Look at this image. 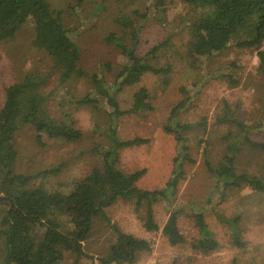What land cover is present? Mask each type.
I'll use <instances>...</instances> for the list:
<instances>
[{"label":"rangeland","instance_id":"rangeland-1","mask_svg":"<svg viewBox=\"0 0 264 264\" xmlns=\"http://www.w3.org/2000/svg\"><path fill=\"white\" fill-rule=\"evenodd\" d=\"M47 1L52 9L63 12L64 24L74 32L81 55L78 67L90 75L103 76L108 84L114 83L126 59L119 49L106 42V38L114 33L130 43V32L117 22L120 16H132L143 26L139 46L142 55L169 40L158 59L152 61L159 67H173L168 85L164 84L162 76L149 73L118 98L122 110L129 111L136 92L146 88L153 107L151 111L124 114L117 131L120 140L141 138L149 141L147 145L124 150L121 154L123 172L146 171L137 184L139 188L162 189L172 176L178 145L174 135L166 133L164 127L179 102L186 98L191 101L190 110L180 116L182 123L207 122L205 132L197 128L188 135V146L196 164L187 167L175 204L182 209L179 227L186 238L185 244L172 246L163 234L171 212L166 203L154 207L160 227L157 232L145 229L133 202L118 201L107 209L111 225L151 243L152 251L140 254L135 264H264V193L248 186L218 191L217 181L205 165L206 160L214 167L223 163L229 145L226 137L238 134L236 126L221 121L227 107L251 128L253 141L264 143V74L259 70L257 51L232 45L213 57H191L188 54L189 30L195 15L184 0H85L81 6L76 0ZM155 2L163 5L157 9ZM137 12L148 14L149 19L139 20L135 16ZM36 38L37 25L29 21L14 38L0 44V110L5 104L7 88L25 76L34 74L45 82L42 89L49 115L77 128L82 137L75 143L44 137L41 144L32 127L22 126L14 138L18 155L15 170L30 175L34 186L68 195L86 181L95 167L102 165L97 150L111 146L107 135L110 108L102 102L97 106L78 104L92 93L90 79L75 78L61 84L60 71L52 58L34 47ZM200 140L207 144L200 145ZM240 149L237 172L264 179V152L246 145ZM198 211L205 214L219 243L213 253L193 249L199 240L194 218ZM2 215L0 208V233L5 230L1 224ZM219 216L231 221L239 218L237 230L221 222ZM69 222L66 217L58 219L62 229H70ZM111 225L101 218L94 219L92 232L84 243L87 257L78 258L67 253L62 264H100L99 258L108 254L116 240ZM234 232L238 233L240 244L234 241ZM0 264H4L2 234Z\"/></svg>","mask_w":264,"mask_h":264},{"label":"trees","instance_id":"trees-1","mask_svg":"<svg viewBox=\"0 0 264 264\" xmlns=\"http://www.w3.org/2000/svg\"><path fill=\"white\" fill-rule=\"evenodd\" d=\"M84 1L76 0V3L81 6ZM184 4L195 15L189 30L188 54L191 57H213L235 45L238 49L257 51L259 70L264 74V0H184ZM162 5L163 3H154L157 9ZM135 16L139 20L149 19L148 14L139 12ZM29 21L37 25L34 47L47 52L52 58L60 71L61 84L75 78L90 79L92 93L77 103L97 106L102 102L110 108L107 135L111 146L98 148L102 165L95 167L86 181L68 195H59L34 186L30 175L19 174L15 170L18 155L14 138L20 127H32L41 144L44 137L75 143L81 139L82 133L49 115L46 109L47 98L42 89L45 82L37 75L29 74L7 88L5 104L0 110V208L3 210L1 224L5 226L0 234L4 237V264H62L67 253L78 258L87 257L84 243L92 232L94 219L101 218L111 225L107 209L118 201L133 202L136 212L140 213L141 222L149 232L160 230L154 207L166 203L171 212L163 234L172 246L185 244L186 238L179 227L182 209L175 204L179 186L187 175V167L196 164L188 146V135L197 128L205 132L207 122H181L180 116L190 110L189 98L173 108L164 130L174 135L178 153L173 161L170 180L164 188L155 191L143 190L137 186L146 174L145 170L127 174L120 169L124 150L147 145L149 141L141 138H117L119 120L124 114H137L153 109L146 88H140L136 92L129 111L122 110L119 95L127 88L139 84L149 73L162 76L164 84L168 85L173 67H159L153 62L158 59L162 49L169 45V40L159 43L142 55L139 46L143 26L137 24L132 16H120L117 22L130 32V43L114 33L106 38V42L119 49L126 59V63L116 74L114 83L108 84L103 76L90 75L78 67L81 55L74 32L64 24L63 12L52 9L47 0H0V44L14 38ZM221 121L236 126L238 134L226 137L229 145L223 163L214 167L210 161H205L208 172L217 181V190L248 186L256 192L264 193V179L240 174L236 169L241 146L246 145L264 152V143L251 139V128L238 120L230 108H226ZM202 143L207 144L200 140V145ZM60 217L70 220V229L61 228L58 223ZM194 218L199 230V240L193 245V249L206 254L215 252L219 243L205 214L198 211ZM219 220L231 225L235 231L238 228L239 218L231 221L219 216ZM111 227L116 240L110 246L108 254L99 258L100 264H135L140 254L152 251L149 241L127 234L116 225ZM234 235V241L240 244L238 233L234 232Z\"/></svg>","mask_w":264,"mask_h":264},{"label":"built area","instance_id":"built-area-1","mask_svg":"<svg viewBox=\"0 0 264 264\" xmlns=\"http://www.w3.org/2000/svg\"><path fill=\"white\" fill-rule=\"evenodd\" d=\"M263 47H264V44H263Z\"/></svg>","mask_w":264,"mask_h":264}]
</instances>
